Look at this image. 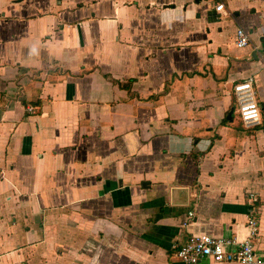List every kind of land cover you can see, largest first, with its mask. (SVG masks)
Returning a JSON list of instances; mask_svg holds the SVG:
<instances>
[{
  "label": "crops",
  "instance_id": "1",
  "mask_svg": "<svg viewBox=\"0 0 264 264\" xmlns=\"http://www.w3.org/2000/svg\"><path fill=\"white\" fill-rule=\"evenodd\" d=\"M215 2L0 0V264H183L246 240L251 195L264 258V0Z\"/></svg>",
  "mask_w": 264,
  "mask_h": 264
},
{
  "label": "built area",
  "instance_id": "2",
  "mask_svg": "<svg viewBox=\"0 0 264 264\" xmlns=\"http://www.w3.org/2000/svg\"><path fill=\"white\" fill-rule=\"evenodd\" d=\"M214 10L217 13L224 12L223 0H216ZM234 44L237 48H243L249 44V34L242 27L235 30ZM253 82L254 77L249 76L232 88L236 115L245 128L260 125L263 117L257 103ZM26 112L32 113L33 107L27 105ZM249 200L252 207L247 221L250 233L246 240L238 242L234 238L190 234L184 243L172 247V255L183 264H197L205 259L214 263L264 264V258L256 252L253 244L258 226L256 218L258 200L254 195H251ZM193 217L194 212L188 211L187 221L192 220Z\"/></svg>",
  "mask_w": 264,
  "mask_h": 264
},
{
  "label": "water",
  "instance_id": "3",
  "mask_svg": "<svg viewBox=\"0 0 264 264\" xmlns=\"http://www.w3.org/2000/svg\"><path fill=\"white\" fill-rule=\"evenodd\" d=\"M232 112H233L232 110L229 111V113L227 115V119H229V120L231 119Z\"/></svg>",
  "mask_w": 264,
  "mask_h": 264
}]
</instances>
